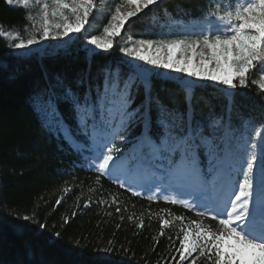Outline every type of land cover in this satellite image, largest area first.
Masks as SVG:
<instances>
[{"label": "snow or ice", "instance_id": "1", "mask_svg": "<svg viewBox=\"0 0 264 264\" xmlns=\"http://www.w3.org/2000/svg\"><path fill=\"white\" fill-rule=\"evenodd\" d=\"M6 3L28 12L25 35L0 30V37L10 39L11 49L23 50V57L84 54L86 69L71 77L50 74L45 68L44 83L31 101L47 130L63 136L96 173L94 183L101 185L103 177L133 197L148 193L149 201L162 198L194 210L202 219L190 220L180 229L176 264L190 260L199 264L194 254L205 264H264V125L257 127L245 119L235 102L236 91L250 85L264 100V0H207V10L191 18L198 23H192L187 12L169 11L165 0ZM105 16L102 34L90 35L96 30L93 21ZM142 17L147 18L145 32L157 38H134L132 18ZM125 33L120 52L126 59L98 65L93 74L94 58L113 49ZM49 41L61 42L62 50ZM161 78L175 85L167 99L155 90L154 80ZM209 81L225 100L219 113L210 106L207 112L198 107L208 102L196 96L195 85ZM61 105L68 107L83 140L72 134ZM118 145L128 147L122 150ZM111 204L121 213L117 196L111 197ZM89 206L85 201L84 207ZM78 214L82 213L73 211L71 216ZM16 218L37 222L35 214ZM205 219L215 227L206 225ZM169 223L161 219V236ZM38 228L45 230L46 224L39 223ZM59 236L53 234L54 239ZM152 239L158 242L156 236ZM116 250L112 240L94 249L98 264Z\"/></svg>", "mask_w": 264, "mask_h": 264}, {"label": "trees", "instance_id": "2", "mask_svg": "<svg viewBox=\"0 0 264 264\" xmlns=\"http://www.w3.org/2000/svg\"><path fill=\"white\" fill-rule=\"evenodd\" d=\"M104 2L107 5L112 0ZM164 6L173 13L187 12L190 19L199 17L208 7L207 0H165ZM26 14L24 8L0 0V30H19L25 35L24 29L30 23L25 19ZM132 20L131 28L136 30L134 38H157L145 32L146 17ZM106 22V16L93 21L96 30L90 35H101ZM191 22L198 23L195 19ZM127 35L117 38L113 49L100 52L94 58L93 74L98 65H115L126 59L120 47ZM10 42L9 38L0 37V264H98L94 249L106 247L109 240L117 250L99 264H145V261L147 264H176L180 259L175 252L179 247L177 236L182 237L180 229L188 221L202 218L197 217L194 210L164 202L162 198L149 201L145 198L148 193H144V197H133L103 177L101 185H96V173L87 168L81 154L69 148L63 136L57 138L49 132L32 106L33 93L44 83V69L50 74L61 72L71 77L86 69L84 54L81 52L79 58L23 57L13 52ZM154 86L164 99L169 90L175 88L162 78L155 79ZM258 91L255 85H250L248 89H238L235 95L240 114L257 127L264 125V100L258 97ZM195 94L208 102L207 105L201 103L199 108L207 112L210 106L217 113L221 112L225 100L213 82H198ZM141 98L139 96L136 103ZM180 99L182 102V97ZM60 110L72 134L83 140L68 107L61 105ZM118 147L123 150L128 146ZM113 195L120 202L119 214L115 212L116 205L111 204ZM57 199L61 200L60 205H56ZM100 199L109 203L101 205ZM85 201L90 202L87 208ZM73 211L82 214L72 217ZM9 213L35 214L37 222L29 223ZM65 217L70 218L69 223L64 222ZM161 219L170 222L164 227L163 236L160 235ZM141 221L143 227L139 228ZM203 222L215 227L210 219ZM39 223H45L46 229L40 230ZM56 232L60 233L58 239L53 238ZM154 236L158 242L153 241ZM122 248L129 251L124 253ZM194 255L199 264H205L198 254ZM189 264L195 262L190 260Z\"/></svg>", "mask_w": 264, "mask_h": 264}, {"label": "rangeland", "instance_id": "3", "mask_svg": "<svg viewBox=\"0 0 264 264\" xmlns=\"http://www.w3.org/2000/svg\"><path fill=\"white\" fill-rule=\"evenodd\" d=\"M242 2H243V1H242ZM71 35H73V37H75V36L78 35V34H71ZM42 43H45V42H42ZM47 44L50 45V46H52V47L57 48L58 50H62V48H63L62 43L59 42V41H49V42H47ZM13 52H16V53H18V54L23 55V50H13ZM164 71H165V70L160 69V72H161V73H163ZM169 195H173V194L169 193ZM184 198H186V197H181V199H184Z\"/></svg>", "mask_w": 264, "mask_h": 264}]
</instances>
